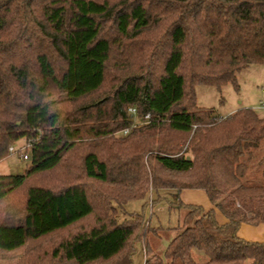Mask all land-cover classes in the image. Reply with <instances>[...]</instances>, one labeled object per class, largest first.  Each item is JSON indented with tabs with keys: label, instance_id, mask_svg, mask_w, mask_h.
Segmentation results:
<instances>
[{
	"label": "trees",
	"instance_id": "obj_1",
	"mask_svg": "<svg viewBox=\"0 0 264 264\" xmlns=\"http://www.w3.org/2000/svg\"><path fill=\"white\" fill-rule=\"evenodd\" d=\"M252 65H264V0H0V161L32 143L22 173L0 175V264H133L138 243L143 264H197L194 251L204 264H264V243L237 236L241 224L264 226V183L250 166L264 116L221 118L195 96L237 89ZM184 189L212 208L174 203L185 213L162 255L148 242L161 229L114 214L150 190ZM90 218L49 251L27 250Z\"/></svg>",
	"mask_w": 264,
	"mask_h": 264
},
{
	"label": "rangeland",
	"instance_id": "obj_2",
	"mask_svg": "<svg viewBox=\"0 0 264 264\" xmlns=\"http://www.w3.org/2000/svg\"><path fill=\"white\" fill-rule=\"evenodd\" d=\"M99 1H108L111 4H119L124 3L127 0ZM113 29V26L110 24L104 25V31L109 36L114 35L112 34ZM236 85L238 87L237 89H235L232 84H227L220 90L204 86L195 87L197 106L205 109H211L218 117L221 118L229 116L241 108H250L257 114H260L258 107L264 104V93L262 92L264 90V65H252L239 72L236 76ZM108 92H110L109 87L103 91V94H99L98 99L103 98V96ZM91 100H94L95 102L97 99L96 97L90 98L85 103H89ZM136 124L138 123L136 122ZM122 137L124 136H121L119 133L114 135V139H121ZM29 141L31 140L29 139ZM263 156L264 141L260 148L253 153V157L250 162L253 177L257 179V182L262 183H264V180L261 179L260 176L262 167L260 168L258 161ZM27 166L28 162L23 161L19 155H9L8 153V157L0 161V175H14L17 174L19 170L23 171V169ZM59 175L60 171H55L48 176H45V184H51L59 177ZM86 183L90 184L92 187L96 186L88 181ZM178 193L179 192L175 190H161L155 194L150 190L144 200H132L127 204H122L120 206L113 204V208L115 209L114 214L117 216L118 220L122 219L126 212L140 214L148 221L150 228L161 229L158 231L156 236L150 235L148 237V242L156 254L162 255L168 242L174 237V233L171 230L178 225L185 213L182 208L174 206V203L178 202ZM23 199L24 195L18 193L13 199H11V202L17 206H21L23 204ZM145 204L147 205L145 206ZM93 224L94 219L90 218L79 223L76 227L68 231L54 234L37 244L30 245L27 250L34 249L39 253L49 251L68 234H71L79 229H88ZM135 248L136 252L132 258V262L133 264H143V245L138 243ZM197 255H201L200 258ZM201 257L203 259L205 258L202 253L197 251L193 252V258L197 264H204Z\"/></svg>",
	"mask_w": 264,
	"mask_h": 264
},
{
	"label": "crops",
	"instance_id": "obj_3",
	"mask_svg": "<svg viewBox=\"0 0 264 264\" xmlns=\"http://www.w3.org/2000/svg\"><path fill=\"white\" fill-rule=\"evenodd\" d=\"M178 196V201L185 205L201 206L206 211L212 208V205L210 204L205 192L202 190L184 189L179 191ZM215 218L216 221L221 225L226 223V219L218 210H215ZM237 236L238 238L247 242L264 243V226L241 224L237 231ZM197 256L200 258L201 255ZM201 260L204 263L206 258H202Z\"/></svg>",
	"mask_w": 264,
	"mask_h": 264
},
{
	"label": "built area",
	"instance_id": "obj_4",
	"mask_svg": "<svg viewBox=\"0 0 264 264\" xmlns=\"http://www.w3.org/2000/svg\"><path fill=\"white\" fill-rule=\"evenodd\" d=\"M263 93H264V90L262 91ZM258 110L260 111V113L264 116V104H262V105H260L259 107H258ZM128 112L130 113V114H132V115H134L135 114V111H134V109H132V108H130L129 110H128ZM147 121H148V116H145L144 117V123L142 124V125H144V124H147ZM138 125H132V127L131 128H129V129H125V130H122L121 132H119V134L121 135V136H126V135H128V133L132 130V128H135V127H137ZM31 145H32V143H31V141H29V140H26V141H22V143H18V144H16V145H13V146H11V147H9V149H8V153H9V155H19V157L23 160V161H27L28 160V154H27V152H28V150L31 148Z\"/></svg>",
	"mask_w": 264,
	"mask_h": 264
},
{
	"label": "water",
	"instance_id": "obj_5",
	"mask_svg": "<svg viewBox=\"0 0 264 264\" xmlns=\"http://www.w3.org/2000/svg\"><path fill=\"white\" fill-rule=\"evenodd\" d=\"M187 160H189V158H187ZM21 172H22L21 170L18 171V173H21Z\"/></svg>",
	"mask_w": 264,
	"mask_h": 264
}]
</instances>
